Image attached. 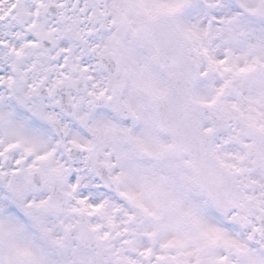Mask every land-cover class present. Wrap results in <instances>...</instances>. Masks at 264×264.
<instances>
[{
  "label": "snow or ice",
  "instance_id": "obj_1",
  "mask_svg": "<svg viewBox=\"0 0 264 264\" xmlns=\"http://www.w3.org/2000/svg\"><path fill=\"white\" fill-rule=\"evenodd\" d=\"M0 264H264V0H0Z\"/></svg>",
  "mask_w": 264,
  "mask_h": 264
}]
</instances>
